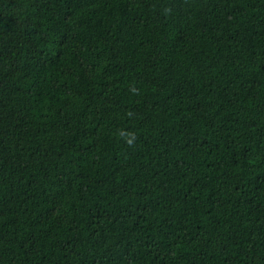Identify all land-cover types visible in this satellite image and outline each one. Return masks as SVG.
<instances>
[{
    "label": "trees",
    "instance_id": "1",
    "mask_svg": "<svg viewBox=\"0 0 264 264\" xmlns=\"http://www.w3.org/2000/svg\"><path fill=\"white\" fill-rule=\"evenodd\" d=\"M0 264H264V0H0Z\"/></svg>",
    "mask_w": 264,
    "mask_h": 264
}]
</instances>
